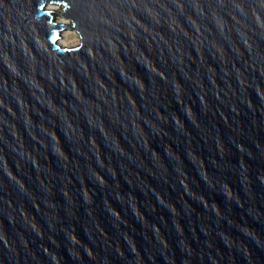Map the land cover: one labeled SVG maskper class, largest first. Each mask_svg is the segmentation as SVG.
<instances>
[{"label":"water","instance_id":"1","mask_svg":"<svg viewBox=\"0 0 264 264\" xmlns=\"http://www.w3.org/2000/svg\"><path fill=\"white\" fill-rule=\"evenodd\" d=\"M0 264H264V0H0Z\"/></svg>","mask_w":264,"mask_h":264},{"label":"bare ground","instance_id":"2","mask_svg":"<svg viewBox=\"0 0 264 264\" xmlns=\"http://www.w3.org/2000/svg\"><path fill=\"white\" fill-rule=\"evenodd\" d=\"M49 5H52L49 7V9H52L54 11L55 9L57 10L56 4H49ZM57 19H58V22L60 23L68 24L67 19H65L63 16L58 17ZM74 35L76 39L74 38ZM60 41L62 45L66 47H72V45H75L76 42L80 41V37L78 36V34H76V32L73 29H65L61 34Z\"/></svg>","mask_w":264,"mask_h":264},{"label":"rangeland","instance_id":"3","mask_svg":"<svg viewBox=\"0 0 264 264\" xmlns=\"http://www.w3.org/2000/svg\"><path fill=\"white\" fill-rule=\"evenodd\" d=\"M50 6H52V5H49V7H50ZM54 13H55L56 19H57L58 17H61V7H60V6H57V10L55 9ZM57 20H58V19H57ZM75 32H76V31H75ZM76 34H78V33L76 32ZM74 38L76 39L75 35H74ZM60 43H61V41H60ZM79 43H80V41H79V42H76L75 45H78ZM75 45H72V46H75Z\"/></svg>","mask_w":264,"mask_h":264}]
</instances>
